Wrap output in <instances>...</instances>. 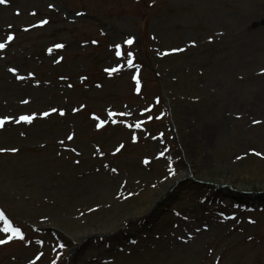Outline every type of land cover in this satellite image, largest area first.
Masks as SVG:
<instances>
[{
    "label": "rangeland",
    "instance_id": "1",
    "mask_svg": "<svg viewBox=\"0 0 264 264\" xmlns=\"http://www.w3.org/2000/svg\"><path fill=\"white\" fill-rule=\"evenodd\" d=\"M141 1L0 4V213L23 234L0 219V264H132L107 245L152 216L171 231L138 264H264V218L209 213L264 204V0Z\"/></svg>",
    "mask_w": 264,
    "mask_h": 264
},
{
    "label": "snow or ice",
    "instance_id": "2",
    "mask_svg": "<svg viewBox=\"0 0 264 264\" xmlns=\"http://www.w3.org/2000/svg\"><path fill=\"white\" fill-rule=\"evenodd\" d=\"M6 2H7V0H0V4L6 3ZM11 38H12L11 36L8 37L9 40ZM132 42H133L132 40L125 41V43H127V44H131ZM4 46H5L4 44L0 43V48H3ZM58 47H62V45H58ZM128 63L131 64L132 61L131 60H128ZM13 71H15V70H13ZM112 71H116V69H113ZM137 83L139 84V81H137ZM52 111H57V110L56 109H52ZM60 114L63 115V111H60ZM43 115L44 116H48L49 113L48 112H45V113H43ZM33 118H34L33 116L24 115V116H20L19 117V120L20 121L27 122V123H31L32 120H33ZM6 119H9V118H0V127H2L4 125ZM17 122H19V121H17ZM136 126L139 127L140 125L137 124ZM69 139H71V137H69ZM2 151H5V149H0V152H2ZM10 151H13L14 152V151H17V150L16 149H10ZM256 154L257 155H260V153H256ZM0 219H5L3 213H0ZM5 223H6V226L3 229V231L5 233H8V232H11L12 233V236H9L8 239H12L13 236H18L21 239L23 238L22 233H21V230L18 227H13L11 225V223L8 222L6 219H5ZM5 242H6L5 240H0V243H5ZM61 247H62V245H61Z\"/></svg>",
    "mask_w": 264,
    "mask_h": 264
}]
</instances>
